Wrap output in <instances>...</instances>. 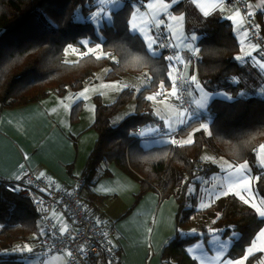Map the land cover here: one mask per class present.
<instances>
[{
  "label": "trees",
  "instance_id": "trees-1",
  "mask_svg": "<svg viewBox=\"0 0 264 264\" xmlns=\"http://www.w3.org/2000/svg\"><path fill=\"white\" fill-rule=\"evenodd\" d=\"M133 1L147 0L121 3L112 10L110 21L96 27L101 13L87 21L99 7L94 0H0V111L39 102L52 93L62 97L68 89L78 91L103 68L108 69L107 81L145 77L139 91L127 87L111 104L94 98L91 128L97 139L79 177L81 189L89 190L108 175L99 170L101 164L114 163L140 181L136 201L154 188L162 198L171 196L177 202V230L163 248L162 264H198L185 247L198 238L206 242L208 225L221 238L239 234L228 252L229 258L239 259L264 219L251 209H238L234 195L199 210L195 193L206 182L200 179L217 171L214 164L201 161L208 147L234 164L247 162L257 177L256 190L264 198V174L256 161L257 149L264 143V73L251 60L238 62L240 45L229 21L217 12L204 17L190 0H182L172 13L182 14L186 29L198 36L193 72L202 86L220 96L210 100L207 114H197L178 130L176 136L191 134L190 142L143 147L136 131L157 123L150 96L160 87L171 89L172 66L165 53H150L143 39L130 31ZM68 48L76 52L68 53ZM133 102L134 112L113 125V118ZM82 106V102L72 106L71 122L78 120ZM10 185L0 178V264H27L38 253L40 225L31 204L12 193ZM192 186L195 191L189 194ZM88 195L92 198H84L83 203L91 212L89 200L96 199L89 191ZM197 219L196 235L181 234ZM260 257L261 253L253 254L245 264H254Z\"/></svg>",
  "mask_w": 264,
  "mask_h": 264
},
{
  "label": "crops",
  "instance_id": "crops-1",
  "mask_svg": "<svg viewBox=\"0 0 264 264\" xmlns=\"http://www.w3.org/2000/svg\"><path fill=\"white\" fill-rule=\"evenodd\" d=\"M94 1L99 3V0ZM181 1L179 0V2ZM249 2L256 10L258 22L264 28V0H249ZM113 3L115 2L109 0V4H105L104 7L108 9L101 10V21H110L112 10L121 7L119 4L116 8L111 9L114 6ZM190 3L196 8L198 14L204 17L217 12L223 19L229 21L240 45V53L236 58L238 62L245 63L251 60L264 73V62L254 58V49L241 35L240 31L243 23L237 8L228 4L225 0H190ZM142 4L143 8H139L144 10L145 5L143 2ZM139 12L141 14V11ZM180 16L182 14L177 15L178 18ZM131 19L132 16L129 21V29ZM148 19L161 28L159 30L170 38V33L166 28L167 25L155 22L150 14ZM149 28L148 33L145 32L144 35L135 31L133 33L138 34L143 39L150 53L158 55L160 49ZM185 30L186 32H192V30H187L186 27ZM197 39L198 36L196 35L194 43H190V47L193 46L192 50L196 53ZM170 40L171 38L169 42ZM147 43L151 44L152 47L149 48ZM171 43L172 41L170 45L175 50L191 52L185 44L172 46ZM244 60L246 61L244 62ZM192 66L193 64L189 63L185 68L187 78V73L190 74V78H188V95L190 101L197 108L198 114H200L199 103L204 95L203 92L208 90L199 83ZM174 72L172 68L169 73L171 81ZM128 80H137L140 86H135ZM145 80L146 78L140 75L119 80L120 84L118 86L107 90L106 95L109 96L107 99L111 100L110 103L104 100L103 103H113L120 92L127 87L139 91L145 85ZM193 83L198 85L194 86ZM65 95L59 97L52 93L39 102L0 111V178L8 181L18 179L20 177L18 165L24 163L31 170L46 175L64 187L73 186L77 181H81L79 177L97 139L95 130L91 128L94 121V105L90 111L83 114L87 105L84 98L68 100ZM94 96L92 94L90 98L92 99ZM152 97L150 96V99L154 101ZM77 102L83 103V109L78 120L71 122L70 110ZM129 106H131V110L126 116L134 112L135 103L133 102ZM151 109L153 115L157 118V123L144 126L139 132L136 131V136L139 139L142 138L139 141L143 147L150 148L166 143L180 145L190 142L191 134L168 139L158 138L161 133L164 135L177 133L180 128L186 125L190 117L177 111L175 105L168 101L161 102L159 105L152 102ZM126 116L120 118L116 124ZM183 140L187 141L184 142ZM157 141L163 143L157 144ZM99 168L100 171H105L108 175L96 180L89 190L86 187L81 189L82 197L83 199L92 198L88 195V191L89 194L94 195L96 200H89L93 207L91 212L88 211V213L105 223L108 229L117 233L115 244L121 253L119 264H162L163 248L175 236L177 230L176 214L178 205L176 200L171 196L162 198L156 189L151 188L136 201V197L141 190L139 180L133 179L119 170L114 163L106 166L101 164ZM139 179L142 178L139 177ZM181 232H183L181 233L183 235L193 233L196 235L190 226L181 230ZM185 248L189 253L188 248ZM190 254L192 253L190 252ZM36 255L38 256V253ZM55 256L65 257L66 261L65 254Z\"/></svg>",
  "mask_w": 264,
  "mask_h": 264
},
{
  "label": "built area",
  "instance_id": "built-area-1",
  "mask_svg": "<svg viewBox=\"0 0 264 264\" xmlns=\"http://www.w3.org/2000/svg\"><path fill=\"white\" fill-rule=\"evenodd\" d=\"M111 1L125 3L132 0ZM227 1L239 11L243 23L241 33L254 49V58L264 62V34L256 19V12L245 0ZM133 3L143 8L142 1ZM101 10L102 7H98L96 13L89 16L87 21H93ZM150 31L160 51L165 53L167 58L171 57L168 60L175 71L171 89L162 95H153L152 99L157 102H171L192 119L198 111L188 98L189 83L184 72L189 63L196 64L198 55L196 52L189 54L173 49L168 36L154 26L150 27ZM139 131L137 129V132ZM176 134L161 133L158 138L174 137ZM18 169L20 177L10 181V191L27 200L37 215L40 225L38 256L41 259H49L54 254H65L67 264L120 263L121 253L115 244L117 233L88 213L83 203L82 181L64 187L46 175L31 170L24 163H20Z\"/></svg>",
  "mask_w": 264,
  "mask_h": 264
},
{
  "label": "rangeland",
  "instance_id": "rangeland-1",
  "mask_svg": "<svg viewBox=\"0 0 264 264\" xmlns=\"http://www.w3.org/2000/svg\"><path fill=\"white\" fill-rule=\"evenodd\" d=\"M225 1L231 5L230 2H228L227 0ZM245 1L249 2V0H245ZM98 2H99V7H102V9L105 10L108 9L105 8L104 6L105 4H109V0H99ZM142 2L145 5L144 10L143 9L141 10L138 6L133 5L134 10L130 22L131 23L130 29L132 32L134 31L138 33L140 32V34L144 35L145 32L148 33L147 31L150 25L151 26L155 25L154 26L155 28L161 29L156 24H153L151 21H149L150 19L148 18L150 14L151 17L155 20V22L157 23L160 22L164 25H167L166 28L170 33V38H171L170 42L172 41L171 43L172 46L173 45L179 46L181 44H185L186 47L191 50V52L188 53L189 54L194 53V51L192 50L193 46L190 47V43L192 42L194 43V41L196 40V35L193 32H186L184 27L183 15L178 18L176 14L172 13L173 6H175L179 2V0H147ZM113 4L114 6L111 7V9L116 8L117 6H119V4L121 5L120 2H115ZM149 5H154V7L150 8ZM249 5L252 7L251 2H249ZM233 7L236 8V6ZM139 11H141V14ZM254 11L256 12L255 9ZM100 18L101 17H98L94 22L96 27L100 26L102 23ZM77 19L81 21L80 16H77ZM256 19L258 21L257 15H256ZM241 35L245 37L243 33H241ZM245 40H247L246 37ZM147 45L149 46V43H147ZM250 47L252 46L250 45ZM68 49H69L68 53H71L72 51L76 52V50H74L73 48H68ZM177 51H181V50H177ZM107 70H108L107 68H103L99 70L95 78L88 84L86 83L82 89L78 91H72L68 89L67 90L68 92L66 91L65 93L66 95L64 94L66 97H68V100H71L72 98H75L76 100H80L84 98L85 102H87V105L84 108L85 110L83 114L91 110V107H93L94 105L95 97H99L102 103L103 100L105 102L110 103L111 100L107 99L109 96L107 97L106 95L108 92L107 90H109L108 88L118 86L120 82L119 80H114V81L105 80L104 76ZM187 75L188 78H190L189 77L190 74L187 73ZM174 77L175 74H173L172 82L174 81ZM128 81H130L135 86L138 87L140 86L137 80H128ZM193 85L195 86L198 84L193 83ZM165 91L166 90H164V88L160 87L159 90L156 92V94L162 95L165 93ZM203 93L204 95L202 96V100L199 103V109L201 114H207L210 100L215 97H219L220 94L217 92H209V91H204ZM92 94L95 96L92 97L91 99L90 96ZM152 102L153 104L159 105L161 104V102H166V100H162L160 102L154 100ZM175 108L177 111H180L183 115H185V113L177 109L176 106ZM82 109L83 106L80 110V113L82 112ZM130 110H131V106L129 105L126 106L122 111L119 112V114H117L113 118L112 124L115 125L116 122L119 121L120 118H122L123 116H126L127 113L130 112ZM203 126L206 128V124H204ZM168 138H172V137H167L164 139H168ZM161 143L163 142L157 141V144H161ZM201 161L210 162L214 164L217 167V171L212 172L208 177H205V181H206L205 184L202 185L198 191H196L195 194L197 196L196 197L197 209L199 210L205 209L210 205H212L213 203H215L216 200L222 197L228 195H234L237 199L236 206L238 209H251L259 218L264 219V217H261L257 212L261 210L264 211V198L256 190L255 183L257 181V177L253 176L251 167L247 162L234 164L224 157L214 155L208 147H205L203 149ZM256 161H257V165L262 169V173L264 174V143L261 144V146H259L257 149ZM245 180L249 182L247 185L242 184L243 181ZM192 191L193 192L195 191V188L193 186L190 187L189 194ZM237 193H239V195H237ZM241 196H243L244 199L248 200L249 202L246 204V202H244L242 198H240ZM188 205H191V202ZM197 222L198 219L197 221L193 220L192 225H190L192 231H194L196 227L198 228L199 225L197 224ZM261 230H264V225L258 231L256 237L251 242V244L248 247H246L244 256L239 259H231L228 257V252L232 245V242L239 234L231 233L227 238H221V236L217 234L215 228L211 227V225H208V231L210 236H208L206 242H204L202 238H198L196 241L192 242L186 247L188 248L189 253L191 252L192 253L191 255L194 256V258L197 260L198 264H239V262L241 261L242 264H245L247 257L257 253H261V257L254 264H264V239L260 238ZM23 248H25V246ZM55 255L58 254L52 255L49 258V260L47 259L43 260L36 255L32 259H29L27 264H67L65 261V257H59Z\"/></svg>",
  "mask_w": 264,
  "mask_h": 264
},
{
  "label": "snow or ice",
  "instance_id": "snow-or-ice-1",
  "mask_svg": "<svg viewBox=\"0 0 264 264\" xmlns=\"http://www.w3.org/2000/svg\"><path fill=\"white\" fill-rule=\"evenodd\" d=\"M149 7L150 8H153L154 7V5H149ZM152 47V45L151 44H149V48H151ZM168 59H171V57H169ZM197 87H199V86H197ZM249 182L247 181V180H245V181H243V185H247ZM237 195H239V193H237ZM240 198H242V200L244 201V202H246V204L249 202L248 200H246V199H244V197L243 196H241ZM258 213H259V215L261 216V217H264V214H262V213H264V211H257ZM260 238L261 239H264V230H261V235H260ZM239 264H242V261L241 262H239Z\"/></svg>",
  "mask_w": 264,
  "mask_h": 264
},
{
  "label": "bare ground",
  "instance_id": "bare-ground-1",
  "mask_svg": "<svg viewBox=\"0 0 264 264\" xmlns=\"http://www.w3.org/2000/svg\"><path fill=\"white\" fill-rule=\"evenodd\" d=\"M204 182H205V178H202V179H201V183H204Z\"/></svg>",
  "mask_w": 264,
  "mask_h": 264
}]
</instances>
